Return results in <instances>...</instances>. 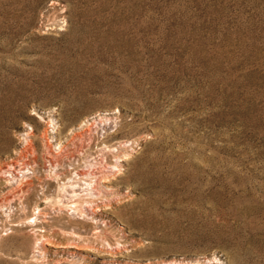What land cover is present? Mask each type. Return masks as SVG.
I'll list each match as a JSON object with an SVG mask.
<instances>
[{"label": "rangeland", "instance_id": "374dc122", "mask_svg": "<svg viewBox=\"0 0 264 264\" xmlns=\"http://www.w3.org/2000/svg\"><path fill=\"white\" fill-rule=\"evenodd\" d=\"M11 165L0 264H264V0H0Z\"/></svg>", "mask_w": 264, "mask_h": 264}, {"label": "bare ground", "instance_id": "6f19581e", "mask_svg": "<svg viewBox=\"0 0 264 264\" xmlns=\"http://www.w3.org/2000/svg\"><path fill=\"white\" fill-rule=\"evenodd\" d=\"M102 120H107V119H102ZM109 120V119H108ZM109 121H111V120H109ZM104 123V122H103ZM93 124V123H92ZM89 126V125H88ZM110 126V125H109ZM106 127V126H105ZM118 128V127H117ZM84 129V128H83ZM45 133V132H44ZM82 133V132H81ZM28 134V133H27ZM29 135V134H28ZM43 136H45V134L43 135ZM29 137V136H28ZM28 140V139H27ZM27 142V141H26ZM30 143V142H29ZM46 143V142H45ZM47 143H49V142H47ZM123 143V142H122ZM63 144V143H62ZM28 145V144H27ZM31 146V145H30ZM61 146V145H60ZM25 147V146H24ZM27 148V147H26ZM29 148H27V150H28ZM117 149V148H116ZM26 151V150H25ZM118 151V150H117ZM29 152V151H28ZM20 153H22V151L20 152ZM19 153V155L17 156V159H21V157H23L21 154ZM30 153V152H29ZM31 154V153H30ZM30 159V158H29ZM29 159H27V160H29ZM24 161H26V160H24ZM16 162V161H15ZM22 162V161H21ZM29 162H30V160H29ZM17 163V162H16ZM19 163V162H18ZM25 163V162H24ZM21 165H22V163H20ZM20 165V166H21ZM115 165V167L117 166L116 164H114ZM10 166V165H9ZM9 166H6L5 167V169H3L2 167H1V169H0V171L1 170H3V173H7V177H8V175L9 174H11L12 175V177H14L15 178V176L13 175V165H11V167H9ZM23 166V165H22ZM26 166V165H25ZM31 166V165H30ZM28 168H29V165L27 166ZM21 168V167H20ZM95 168V167H94ZM92 169V168H91ZM29 170V169H28ZM28 170H27V172H28ZM90 170V169H89ZM34 171V170H33ZM55 172H57V171H55ZM78 172V171H77ZM86 172V171H85ZM1 173H2V171H1ZM89 173V172H88ZM33 174H35V173H33ZM83 175L84 173H82V172H80L79 173V175ZM102 174H104L103 173V171L102 170H91L90 171V174L89 175H86L87 177H82L86 182H83V183H87V185L83 188L84 190L85 189H87L88 190V193L89 194H94V195H96L97 194V191H99L98 190V184L99 183H97V181H98V179L102 176ZM16 175V174H15ZM26 175H28V173L26 174ZM77 176V175H76ZM77 177H79V176H77ZM81 178V177H80ZM23 179V178H22ZM17 180V179H16ZM74 180V179H73ZM77 180H79V179H77ZM9 181V180H8ZM16 182V181H15ZM80 182V181H79ZM17 183H19V182H17ZM18 185V184H17ZM20 185V184H19ZM76 185H77V183H76ZM75 185V186H76ZM84 185V184H83ZM71 186V185H70ZM14 187V186H13ZM74 187V186H73ZM80 187H81V185H80ZM79 187V188H80ZM16 188V187H15ZM65 188V187H64ZM75 188V187H74ZM73 188V189H74ZM68 189H69V187H68ZM15 192V191H14ZM13 192V193H14ZM66 192V191H65ZM69 192V191H68ZM67 192V193H68ZM81 192V191H80ZM100 192V191H99ZM82 194H83V192H81ZM72 194V193H71ZM82 194H80L81 196L79 197L78 195H79V193L78 192H76V190H73V195H74V197H75V200H73L72 201V203H73V205L71 204V209L73 210V211H75V212H77V213H79V215L80 216H82L81 218H83L84 216L85 217H88V214H90V213H93V214H95V210L96 209H99V207H97L96 209L95 208H91L90 207V205L89 204H87V199H86V204L85 203H80L79 201H77V199H79V198H81L82 197ZM15 195V194H14ZM22 195V194H21ZM23 196V195H22ZM62 196V195H61ZM78 196V198H76ZM85 196V195H84ZM83 196V197H84ZM89 195H87V197H88ZM93 196V195H92ZM73 197V198H74ZM86 197V198H87ZM101 197V196H100ZM17 198V197H16ZM98 198V197H97ZM60 199H61V197H60ZM59 199V200H60ZM66 199V198H65ZM62 200V199H61ZM16 201H17V199H16ZM81 201V200H80ZM61 202V201H60ZM94 202V201H93ZM10 203V202H9ZM63 203V202H62ZM89 203H90V201H89ZM2 204V203H1ZM13 204V203H12ZM96 204H98V203H96ZM65 206H66V204H64ZM92 205V204H91ZM99 205V204H98ZM11 207V206H10ZM4 208V207H3ZM62 210V209H61ZM60 210V211H61ZM41 211V210H40ZM39 210H38V212H40ZM42 212V211H41ZM72 214V213H71ZM74 214V213H73ZM44 215H45V213H44ZM42 216V215H41ZM37 217H35V219H36ZM92 218H95L94 216H92ZM86 219V218H85ZM44 220V219H43ZM36 221V220H35ZM97 221V220H96ZM31 222V221H30ZM33 223V222H32ZM39 224V223H38Z\"/></svg>", "mask_w": 264, "mask_h": 264}]
</instances>
